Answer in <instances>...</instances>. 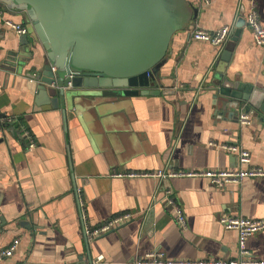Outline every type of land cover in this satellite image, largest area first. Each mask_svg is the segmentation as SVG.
Returning <instances> with one entry per match:
<instances>
[{
	"label": "crops",
	"instance_id": "0c3cea01",
	"mask_svg": "<svg viewBox=\"0 0 264 264\" xmlns=\"http://www.w3.org/2000/svg\"><path fill=\"white\" fill-rule=\"evenodd\" d=\"M209 1L182 2L186 17L197 10L196 19L173 35L153 87L170 95L78 96L65 100L64 111L38 107L34 82L28 81L45 57L38 43L21 72L0 70V250L18 241L0 264L264 261V230L241 249L237 233L218 222L223 215L264 220V178L216 189L200 176H125L237 168L233 155L209 143L238 145L250 153L252 166L264 169V121L251 118L240 126L219 111L211 78L220 55L210 44L188 39L191 25L208 32L234 26L238 4L243 10L252 5L264 25V0ZM5 18L25 26L18 12L8 11ZM18 39L0 24V59ZM229 40L223 45L232 51L226 72L264 89V51L253 44L249 29L244 25L237 41ZM8 120L13 124L6 128ZM165 190L173 191L185 214L184 230L165 203ZM123 213L132 214L125 225L84 236L83 227Z\"/></svg>",
	"mask_w": 264,
	"mask_h": 264
},
{
	"label": "water",
	"instance_id": "95a60500",
	"mask_svg": "<svg viewBox=\"0 0 264 264\" xmlns=\"http://www.w3.org/2000/svg\"><path fill=\"white\" fill-rule=\"evenodd\" d=\"M182 2L0 0V9L22 14L33 30L32 40L20 36L17 46L0 59V70L21 72L32 56L30 47L38 43L45 51L32 78L38 107L64 111L65 100L78 96L170 95L172 91L153 87L159 84L173 35L196 19L197 10L186 17ZM244 11L240 9L230 43L237 41L245 25ZM231 53L223 46L212 74L215 106L235 120L244 112L264 121V89L231 79L226 72ZM63 120L66 127L65 113Z\"/></svg>",
	"mask_w": 264,
	"mask_h": 264
},
{
	"label": "built area",
	"instance_id": "2783aa9c",
	"mask_svg": "<svg viewBox=\"0 0 264 264\" xmlns=\"http://www.w3.org/2000/svg\"><path fill=\"white\" fill-rule=\"evenodd\" d=\"M210 3L209 0H200L201 5H208ZM241 6L240 4L237 5V16H239ZM7 13L0 9V24L6 28L12 30L17 36H25L28 35V30L26 26L22 23H14L8 18H5ZM243 18L245 22V26L249 29L252 35L253 44L264 51V25L260 23L258 13L256 9L251 5L246 9L243 13ZM234 30V26H224L218 30L208 32L199 29L195 25H191L188 29V39L194 41H201L210 44L214 49L218 51V55L223 48V45L228 42L230 37L232 36ZM148 75V74H147ZM30 83H33V80H28ZM12 122L8 120V123ZM237 122L240 126H246L251 124V117L244 113L239 112ZM23 135L28 141L29 148H33L35 143L31 134L26 130L22 129ZM210 146L216 147L222 151L228 152L235 157L237 168L233 169H211L205 170L203 172H177V173H169L166 174L162 171L156 172H142V173H129L125 174L128 177H153L159 179H166L175 176H188V177H196L200 176L205 178L208 183L216 188V189H224L229 185H238L242 183L246 179H256V178H264V169L257 166L251 165V157L250 153L242 149L238 145L234 144H216V143H209ZM124 175L117 174L115 177H122ZM75 193L77 195V202L80 210V217L82 221L84 210L82 208V203L78 198L79 190L75 189ZM164 200L167 206L172 208L174 212V217L177 226L184 230L186 228V217L185 214L180 207L177 199L175 198L172 190H165L164 191ZM132 219V214L130 213H123L120 215H116L111 217L100 225L94 228H85L84 236L87 239H92L95 237L102 236L104 234L109 233L110 231L125 225ZM219 224L228 231H234L237 233L238 240H239V248L243 249L244 241L253 236L254 234L264 230V220L261 219H249L240 216H220L218 219ZM18 245V241L14 240L11 245H9L5 249L0 250V262L10 258ZM242 254L245 252L242 250ZM98 261H101L99 258ZM132 264H264V261H252V260H243L240 262H220V261H209V262H189V261H180V260H170V261H161V260H154L153 262H144V261H137Z\"/></svg>",
	"mask_w": 264,
	"mask_h": 264
},
{
	"label": "rangeland",
	"instance_id": "374dc122",
	"mask_svg": "<svg viewBox=\"0 0 264 264\" xmlns=\"http://www.w3.org/2000/svg\"><path fill=\"white\" fill-rule=\"evenodd\" d=\"M23 19H24L25 26H26V28L28 30V33L33 35V30L31 28L30 24L28 23V21H26V18H23Z\"/></svg>",
	"mask_w": 264,
	"mask_h": 264
},
{
	"label": "trees",
	"instance_id": "16d2710c",
	"mask_svg": "<svg viewBox=\"0 0 264 264\" xmlns=\"http://www.w3.org/2000/svg\"><path fill=\"white\" fill-rule=\"evenodd\" d=\"M9 124H11V126H12L13 122H12V123H8V122H6V124H5V125H7V127H8V126H9Z\"/></svg>",
	"mask_w": 264,
	"mask_h": 264
}]
</instances>
